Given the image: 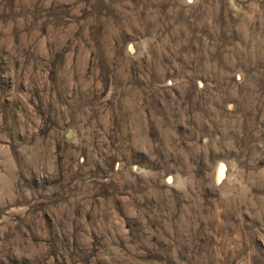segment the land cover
Returning <instances> with one entry per match:
<instances>
[{"label":"rangeland","instance_id":"374dc122","mask_svg":"<svg viewBox=\"0 0 264 264\" xmlns=\"http://www.w3.org/2000/svg\"><path fill=\"white\" fill-rule=\"evenodd\" d=\"M0 264H264V0H0Z\"/></svg>","mask_w":264,"mask_h":264},{"label":"bare ground","instance_id":"6f19581e","mask_svg":"<svg viewBox=\"0 0 264 264\" xmlns=\"http://www.w3.org/2000/svg\"><path fill=\"white\" fill-rule=\"evenodd\" d=\"M225 166V165H224ZM224 166H223V164L221 165H219L217 168H216V170H215V173H214V175H215V180L216 181H221V179H222V177L224 176V173H225V168H224ZM225 178V177H224Z\"/></svg>","mask_w":264,"mask_h":264}]
</instances>
